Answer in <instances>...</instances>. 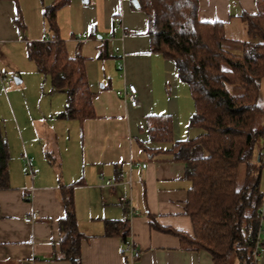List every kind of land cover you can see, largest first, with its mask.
<instances>
[{
	"label": "crops",
	"instance_id": "obj_1",
	"mask_svg": "<svg viewBox=\"0 0 264 264\" xmlns=\"http://www.w3.org/2000/svg\"><path fill=\"white\" fill-rule=\"evenodd\" d=\"M53 1L18 0L20 31L17 3L0 0V59L9 60L6 50L17 43L20 49L28 41L45 39L43 6ZM199 3L201 21H222L227 37L248 38L242 14L256 13L257 0ZM117 15L128 31L123 40ZM57 20L71 56L80 45L95 116L59 117L61 110L55 108L60 101L53 94L47 110L38 109L31 119L27 112L32 109L16 103L23 120L16 116V136L7 141L9 185L0 188V264H73L61 250L65 233L60 225L70 187L83 235L82 264H214L209 251L195 249L176 233L193 236L194 226L187 213L191 183L185 162L175 158L174 143L205 131L189 125L194 107L188 85L174 61L152 50L145 13L130 0H70ZM262 83L264 78L261 90ZM128 84L137 86L139 106L117 93ZM164 104L167 111L160 108ZM162 111L171 121L169 139L152 132ZM26 157L32 169L26 167ZM261 212L264 229V199ZM32 213L35 218L27 222ZM116 219H128L139 256L125 252L120 236L105 235V220ZM254 264H264L263 247Z\"/></svg>",
	"mask_w": 264,
	"mask_h": 264
},
{
	"label": "trees",
	"instance_id": "obj_2",
	"mask_svg": "<svg viewBox=\"0 0 264 264\" xmlns=\"http://www.w3.org/2000/svg\"><path fill=\"white\" fill-rule=\"evenodd\" d=\"M13 1L17 3L16 22L23 31L18 0ZM69 2L54 0L43 6L46 37L28 41L27 51L53 89L68 92L63 115L84 120L95 116L85 58L80 45L74 56L69 54L57 20L58 11ZM138 2L137 9L147 17L152 50L174 61L178 76L188 85L194 107L189 125L205 131L191 140L174 143L175 158L185 162L186 179L191 183L187 213L194 226L193 236L176 233L195 249L209 251L214 264H232V256L238 264H254V238L264 199V109L260 104L264 0H257L256 13L242 14L248 33L244 40L227 37L222 21H201L199 0ZM233 87L241 91L235 92ZM151 126L154 136L169 139L173 135L169 118ZM8 161V144L0 120V188L9 185ZM242 163L247 169L240 183ZM69 194L63 199L67 213L60 222L65 233L61 250L73 264H82L83 235L77 227L72 187ZM155 222L151 216V223ZM104 223L105 235L120 236L125 243L130 235L128 219ZM260 247L264 248V238Z\"/></svg>",
	"mask_w": 264,
	"mask_h": 264
},
{
	"label": "rangeland",
	"instance_id": "obj_3",
	"mask_svg": "<svg viewBox=\"0 0 264 264\" xmlns=\"http://www.w3.org/2000/svg\"><path fill=\"white\" fill-rule=\"evenodd\" d=\"M18 44L19 43H17V45ZM16 46L13 45L6 50L5 54L10 58L9 60L0 59V120L3 124L7 141L12 140L13 137L16 136V116L20 122L23 120V118L19 117L16 103L22 104L26 107L25 109H28V107L32 109V111L28 109L29 114L27 112V117L31 119V117L34 118V116L37 115L38 109H42L44 112L47 110L46 103H48L50 96L53 94V97H57L58 102L60 101V106H56V102H53L56 106L55 109L61 110L58 116L64 119H70L68 116L63 115L67 111V104L69 101L68 92L65 90H54L50 79L46 78L43 73L38 70L36 64L30 59L26 46L20 49ZM17 74L23 80L20 83L16 82L15 77ZM2 75L5 76L6 81H3ZM11 85L16 88L10 90ZM25 85H27V89L24 88ZM235 89L241 91L239 87L232 88V90L236 92ZM167 93L169 92L167 91ZM167 93L166 95H168ZM41 98H43L42 102ZM260 104L264 109V83H262ZM167 106V104H164L160 108L167 111ZM165 111L157 114L160 121H163L164 118H169L168 115H165ZM246 169L247 165L242 163L239 168L240 183L245 175ZM231 261L232 264H238L234 256H232Z\"/></svg>",
	"mask_w": 264,
	"mask_h": 264
},
{
	"label": "built area",
	"instance_id": "obj_4",
	"mask_svg": "<svg viewBox=\"0 0 264 264\" xmlns=\"http://www.w3.org/2000/svg\"><path fill=\"white\" fill-rule=\"evenodd\" d=\"M115 22L121 27L122 30V35H121V39L123 40L124 37L128 34V31L126 29V27L123 24V17L121 15H117L114 18ZM23 35H19V39H23ZM111 38H114L113 35H111ZM0 44H1V40H0ZM120 49L119 46H116V50L118 51ZM3 81H6V78L4 75H2ZM137 86L135 84H128L126 85V89L125 90H119L117 91L118 94H122L124 95L128 101L130 102V104L132 106H139L140 105V101L139 98L137 96ZM263 149H264V142H263ZM26 160V167H28V169H32L33 167V163L31 161V159L29 157L25 158ZM145 166V164H144ZM35 214H31L29 216H27L25 218V220L27 222H32L33 219L35 218ZM262 235H264V229L262 228V226L260 225L259 230L257 232V235L254 238V242H255V246H254V250H253V256L254 259H256L260 253V249H261V237ZM124 250L126 253H129V255H131V257H137L140 255V250L137 248L134 240L130 237H128V239L125 241L124 243Z\"/></svg>",
	"mask_w": 264,
	"mask_h": 264
},
{
	"label": "water",
	"instance_id": "obj_5",
	"mask_svg": "<svg viewBox=\"0 0 264 264\" xmlns=\"http://www.w3.org/2000/svg\"><path fill=\"white\" fill-rule=\"evenodd\" d=\"M84 1H86V0H84ZM133 2H134V4H135L136 7H139V2H138V0H133ZM16 82H17V83H20V82H21V79H20V78H16Z\"/></svg>",
	"mask_w": 264,
	"mask_h": 264
}]
</instances>
